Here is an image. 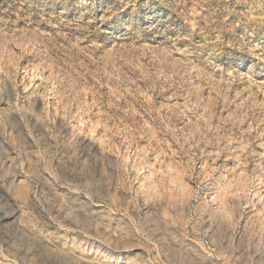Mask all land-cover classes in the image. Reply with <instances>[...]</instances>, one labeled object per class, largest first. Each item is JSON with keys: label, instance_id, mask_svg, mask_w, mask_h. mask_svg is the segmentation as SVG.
<instances>
[{"label": "rangeland", "instance_id": "374dc122", "mask_svg": "<svg viewBox=\"0 0 264 264\" xmlns=\"http://www.w3.org/2000/svg\"><path fill=\"white\" fill-rule=\"evenodd\" d=\"M0 264H264V0H0Z\"/></svg>", "mask_w": 264, "mask_h": 264}]
</instances>
